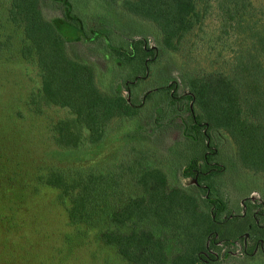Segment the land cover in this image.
Here are the masks:
<instances>
[{
	"label": "trees",
	"instance_id": "1",
	"mask_svg": "<svg viewBox=\"0 0 264 264\" xmlns=\"http://www.w3.org/2000/svg\"><path fill=\"white\" fill-rule=\"evenodd\" d=\"M52 1L61 4L59 25L45 15L42 0H9L7 12L23 33L20 56L35 61L42 100L68 112L54 123L60 146L78 148L84 141L100 144L112 121L137 116L148 122L140 124L138 138L153 125V134L169 136L178 129L182 137L192 135L197 145L186 165L189 171L185 167L180 173L192 178L188 185L177 177L181 164L172 163L167 171L162 163L165 156H149L148 138L129 146L115 163L73 170L50 166L45 181L68 197L69 219L93 229L101 226L100 240L115 248L122 264H222L236 250L252 257L256 247L264 256V215L260 220L264 207L256 210L249 198H243L235 209L222 190L228 162V169L238 170V163L254 174H264V128L259 122L263 92L240 54L235 53L231 76L198 71L186 83L166 75L161 77L164 83L155 87L152 75L140 102L133 93L149 75L155 49H173L194 24L214 13L213 5L223 34L239 27L234 25L239 0H199L201 10L197 0H104L108 8L138 17L142 25L152 28L115 39L121 42L130 37L125 44L113 42L105 31H87L71 0ZM151 32L157 46L149 45L146 33ZM78 40H103L109 49L105 58L112 63L110 73L120 65L124 72L119 74L125 77L111 78L109 90L100 87L95 63L68 50V43ZM157 94L148 119L140 116L141 108H147ZM221 145L229 153L226 164Z\"/></svg>",
	"mask_w": 264,
	"mask_h": 264
},
{
	"label": "rangeland",
	"instance_id": "2",
	"mask_svg": "<svg viewBox=\"0 0 264 264\" xmlns=\"http://www.w3.org/2000/svg\"><path fill=\"white\" fill-rule=\"evenodd\" d=\"M71 3L73 12L82 18L87 31H105L113 42H117L115 39L120 34L152 30L142 25L140 18L122 16L118 10L108 8L104 0H71ZM42 4L45 15L57 25L61 24V4L52 0H42ZM239 4L241 9H237L235 20H238L234 23H239V27L233 26L226 34L219 28L213 5L214 13L194 24L173 49H155L156 61H149L146 73L149 75L141 87L136 85L133 90L138 101L152 75L151 85L155 87L164 83L161 77L166 75L186 83H190L198 71L231 76L237 53L247 65L252 81L263 92L264 102V0H239ZM8 5L9 0H0V264H122L115 248L100 240L101 226L93 229L91 225H78L69 219L68 197L45 181L48 168L73 170L108 161L115 163L129 146L137 141L146 142L148 138L152 143L149 156L154 159L165 156L162 163L167 171H171L172 163L181 164L177 177L182 184L188 185L192 178L182 177L180 173L185 167L186 172L189 171L186 165L197 150L196 140L192 135L182 137L178 129L169 136L167 133L164 136L153 134L150 131L153 125L138 138L136 131L140 127L142 131L140 124L148 122H142L137 116L112 121L100 144L88 145L84 141L78 148L60 146L55 140L54 123L68 116V112L42 100L35 61L25 60L19 54L23 33L18 25L10 22ZM200 6L197 0L198 10ZM241 28L242 33H239ZM146 34L149 45L157 46L154 33ZM127 38L130 37L117 43L125 44ZM103 43V40L89 43L78 40L68 43V50L94 62L98 85L109 90L107 83L111 78L118 81L125 76L119 74L124 72L120 65H115V72L110 73L111 60L105 58L109 49ZM157 96L149 100L147 108H141L140 116L145 114L148 119L151 106H156ZM192 109L199 114L198 108ZM259 122L264 128V106ZM224 146L221 145L225 159H221L226 164L228 151L225 152ZM228 163L221 178L222 190L231 206L237 209L243 198H249L254 209L264 207V174H254L239 167L238 163V170H231ZM239 251L236 250L229 260L222 261V257L219 260L222 264H264L259 248H255L256 254L252 257L242 256Z\"/></svg>",
	"mask_w": 264,
	"mask_h": 264
}]
</instances>
